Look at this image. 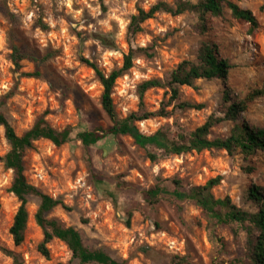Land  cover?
<instances>
[{
	"label": "rangeland",
	"instance_id": "374dc122",
	"mask_svg": "<svg viewBox=\"0 0 264 264\" xmlns=\"http://www.w3.org/2000/svg\"><path fill=\"white\" fill-rule=\"evenodd\" d=\"M157 1L0 0V110L15 132L22 134L39 116L57 130L111 125L100 105L102 88L80 57L95 62L107 74L133 51L131 68L113 87L118 118L138 110L141 82L164 80L181 60H195L203 41L215 42L232 65L225 82L231 101L264 85V11L258 9L264 0H232L256 16L259 28L252 34L226 11L222 17L207 16L204 33L193 13L158 12L131 35L130 16ZM11 44L37 57L51 54L37 67L29 60L21 61V71L37 68L40 77H19L10 60ZM224 88L220 80L203 79L195 81V88L180 87L179 101L203 105L198 110L174 108L176 102H169L166 88H149L142 95L143 110L155 112L163 105L167 114L136 125L144 134L168 129L171 138L180 131L190 132L210 114L222 115ZM243 120L264 124V97L250 103L236 122ZM232 126L230 121L216 124L209 137H225ZM8 150L0 128V158ZM23 161L27 181L66 205L65 209L55 207L49 217L76 228L88 248H103L124 264H173V257L186 259L180 264H228L242 258L244 234L236 225L215 224L193 201L176 200L172 192L187 191L220 176L211 190L213 196H228L237 207L254 211L246 192L251 184L264 187V152L244 158L223 150L190 151L151 162L143 149L122 135H108L90 149L74 138L59 147L39 139L25 151ZM94 174L118 191L115 198L96 184ZM11 178V170L0 161V264L68 261L70 252L58 239L47 244L48 258L37 251L42 232L33 219L36 197H30L26 205L23 242L13 244L8 229L19 202L9 192ZM154 187L166 192L151 202L145 192Z\"/></svg>",
	"mask_w": 264,
	"mask_h": 264
},
{
	"label": "trees",
	"instance_id": "16d2710c",
	"mask_svg": "<svg viewBox=\"0 0 264 264\" xmlns=\"http://www.w3.org/2000/svg\"><path fill=\"white\" fill-rule=\"evenodd\" d=\"M258 9L261 12L264 11V3ZM226 11L229 12L230 18L237 23L247 25L248 34H252L259 28V22L254 13L250 9L242 8L232 0H171V2L159 0L147 10L138 9L136 14L131 15L127 29L131 35L140 32L141 24L148 19H152L158 12L168 13L172 16L187 12L197 16L199 31L204 33L206 31V17H222ZM38 26L45 28V25L41 22L38 23ZM9 48L11 51L10 60L19 77H40L37 68L31 72L21 71L22 60H29L37 67L51 57V54L42 57L34 56L14 44H11ZM132 58L133 51L130 50L123 57L120 67L105 74L95 62L80 57V61L92 69L102 88L100 105L111 123L109 127L103 128L95 124L91 129L66 126L57 130L47 122L44 116H39L29 129L22 134H17L8 118L0 110V128L2 136L9 146V150L0 158V161L6 169L11 170L12 178L9 192L19 202L8 229L15 246L20 245L24 239V230L28 218L26 205L30 197H36L38 204L33 219L42 232V240L37 245V251L44 258L49 257L47 244L53 239H58L66 245L70 252L69 260L59 264H124L123 261L111 257L103 248H88L84 245L76 228L65 226L58 219L49 217L55 207L59 206L65 209L66 205L60 199L42 192L26 179L23 157L25 151L31 148L32 143L36 140L44 139L59 147L74 138L85 149H90L108 135H122L129 137L134 145L143 149L146 158L151 162L161 157L181 155L190 151L223 150L229 155L238 152L244 158L253 156L258 152H264V124L253 125L245 120L236 122L238 116L246 111L250 103L257 98L264 97V85L251 88L243 97L231 101L229 89L225 82L232 65L227 58L220 55L215 42H201L197 48L195 60H181L170 71L166 79H148L141 82L138 85V110L129 113L124 118H118L112 99L113 87L116 79L131 68ZM199 79L207 81L220 80L223 82L225 88L221 95V116L210 114L200 126L190 132L180 131L176 133L174 138H171L168 129L164 128H159L151 134H144L139 130L136 125L137 122L153 116L164 117L167 114L163 105L155 112L143 110L141 99L147 89L166 88L169 93V102H176L174 108L198 110L203 105L179 101V88L182 86L195 88V81ZM224 121L233 122L229 134L225 137L210 138L211 128ZM93 177L102 190L115 198L118 192L116 189L109 187L105 181L95 174ZM219 181L220 176H216L207 180L203 185L190 187L187 191L174 190L172 195L176 200L193 201L215 224H234L243 232V256L230 261L228 264H264V187L251 184L246 192V198L255 210L248 211L237 207L228 196L224 198L213 196L211 190ZM173 182L176 185L180 184L177 180ZM162 192L166 191L154 187L148 189L145 195L151 202H156L157 196ZM128 223V219H126V224ZM185 260V258L173 257L171 262L180 264Z\"/></svg>",
	"mask_w": 264,
	"mask_h": 264
}]
</instances>
